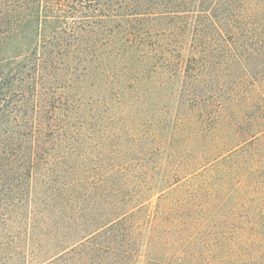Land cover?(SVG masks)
Returning a JSON list of instances; mask_svg holds the SVG:
<instances>
[{"label":"trees","instance_id":"obj_1","mask_svg":"<svg viewBox=\"0 0 264 264\" xmlns=\"http://www.w3.org/2000/svg\"><path fill=\"white\" fill-rule=\"evenodd\" d=\"M0 264H264V0H0Z\"/></svg>","mask_w":264,"mask_h":264}]
</instances>
